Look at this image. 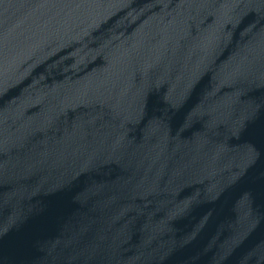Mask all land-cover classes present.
Instances as JSON below:
<instances>
[{
    "label": "water",
    "instance_id": "obj_1",
    "mask_svg": "<svg viewBox=\"0 0 264 264\" xmlns=\"http://www.w3.org/2000/svg\"><path fill=\"white\" fill-rule=\"evenodd\" d=\"M0 264H264V0H0Z\"/></svg>",
    "mask_w": 264,
    "mask_h": 264
}]
</instances>
